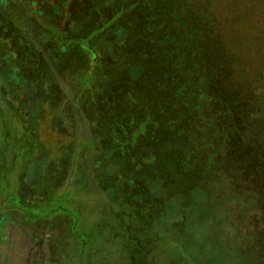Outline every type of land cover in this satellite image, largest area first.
I'll use <instances>...</instances> for the list:
<instances>
[{"label": "rangeland", "instance_id": "1", "mask_svg": "<svg viewBox=\"0 0 264 264\" xmlns=\"http://www.w3.org/2000/svg\"><path fill=\"white\" fill-rule=\"evenodd\" d=\"M74 1L24 32L67 58L0 62L8 155L37 143L0 183V264H264V0Z\"/></svg>", "mask_w": 264, "mask_h": 264}, {"label": "trees", "instance_id": "2", "mask_svg": "<svg viewBox=\"0 0 264 264\" xmlns=\"http://www.w3.org/2000/svg\"><path fill=\"white\" fill-rule=\"evenodd\" d=\"M18 2H23L26 3L27 5V9L29 12H27V16H22L19 19V28L14 24V18L12 16L11 13V3L13 2V0H0V62L3 64H9L10 66L8 67H14V63L13 61L15 60V58H19L20 62L23 61H28L31 64H34L35 67L37 68V74H42L45 70V63L47 61L51 60H55V61H62V59L67 58L66 54H67V50L68 53L70 52V47H72V43L71 42H66V38H67V33L66 32H62L59 28L53 25H49L48 23H46L45 26H42L41 28L45 31L43 34L45 37H47V40H45L43 42V44L40 45V47L42 46L41 49H35V51L32 50L33 48V43H32V48L31 50H29V52H26L24 50H27V48L31 47V42L26 45V40H25V33L24 32H28V30H26V28H28L31 32L32 27L38 26L40 24L39 20L41 19H47L46 17H50L49 15H47V12L53 11V19H55V23H59V21H61L63 18L62 13L64 14L63 11H65L67 9V6L69 7V5L72 4V2L74 3L75 6L76 5L74 0L70 1H63L61 2V0H34L39 7L38 8L40 10H44L45 11V15L44 18H40L39 17H34L32 14L34 12V9L30 4H33V0H16ZM56 2L55 5H53L54 3L52 2ZM84 1V0H83ZM263 1V0H262ZM89 4H85V8H87V11L89 13V11H93V1L90 0ZM18 4V3H17ZM97 10V9H96ZM70 15H73V13H69V17ZM58 17V18H56ZM118 17H115V19H112V22L115 21ZM88 19V18H86ZM85 19V20H86ZM111 22V23H112ZM48 24V26H47ZM8 26H12V36H7L6 34V29ZM13 26H16L15 28ZM52 26V27H51ZM51 27V30L53 31H49L48 28ZM34 28V29H35ZM264 30V27L262 28ZM264 33V31H263ZM28 35L27 37L32 40L33 37L32 35L26 34ZM194 34H190V37H192ZM9 38L13 39V42H9ZM15 38V39H14ZM66 40V41H65ZM222 40H226L224 37L222 38ZM65 41V42H63ZM263 41H264V37H263ZM55 42L57 44H55ZM17 43H19L17 45ZM197 43H201L202 41H198ZM26 46H25V45ZM54 46V50H49L48 52V56L43 57V49L46 50L48 49V47ZM23 49L22 51H19L18 49ZM52 48V47H51ZM73 49V47H72ZM83 50L85 51H89L92 52V50L89 48H86V46H83ZM221 55V54H219ZM13 63V64H12ZM10 68V69H11ZM9 77L8 80L6 81L8 83H20V78L18 76V72H14V73H7ZM15 83V84H16ZM131 100V99H130ZM264 115V111L261 114H256L257 117L260 118V120L258 121V123L260 125L263 124L262 120V116ZM2 117V115H1ZM0 117V118H1ZM147 126L148 123L146 122L145 124H143V129L147 130ZM142 129V130H143ZM140 132V131H139ZM137 132V134H133L134 137H139V135L141 136L142 132ZM144 132V131H143ZM1 133V132H0ZM147 134V132H145ZM138 139V138H137ZM29 140L31 141V145H29L26 149H24L23 151H20L19 153H16L15 157L14 156H9L8 151L11 148L8 142H6L5 140L2 139V133L0 134V183L2 182L3 184H5L6 186L8 185H14L16 187L15 181H18V174H19V170H18V165L21 162L24 161H32L31 158L33 157V155L36 154V150H37V143H34L29 137ZM225 148L227 146L226 142L229 140V135L228 133L225 134ZM225 151V150H224ZM15 152H18L15 150ZM155 159V157L153 158ZM148 158L147 160H141V164H138V168H142L143 165L144 166H148ZM150 162V161H149ZM8 166H10V169H8ZM212 166V158L210 161V167ZM8 169V171H6ZM9 180V183H6L4 181ZM135 182L134 180L132 181V183ZM134 186L138 187V182L137 184L135 183ZM133 186V187H134ZM18 193H20L19 191H17ZM0 195L3 197L2 199H0V203L1 202H6L7 201V192L5 191V189H3V187H0ZM19 196L21 197V195L19 194ZM22 198V197H21Z\"/></svg>", "mask_w": 264, "mask_h": 264}]
</instances>
